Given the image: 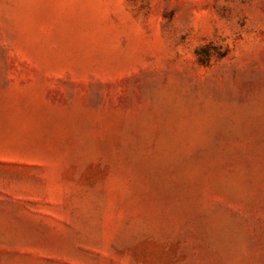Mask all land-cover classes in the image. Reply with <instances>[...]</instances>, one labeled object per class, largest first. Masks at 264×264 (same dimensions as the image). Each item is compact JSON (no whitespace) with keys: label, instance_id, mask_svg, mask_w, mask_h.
Returning a JSON list of instances; mask_svg holds the SVG:
<instances>
[{"label":"rangeland","instance_id":"374dc122","mask_svg":"<svg viewBox=\"0 0 264 264\" xmlns=\"http://www.w3.org/2000/svg\"><path fill=\"white\" fill-rule=\"evenodd\" d=\"M0 264H264V0H0Z\"/></svg>","mask_w":264,"mask_h":264}]
</instances>
